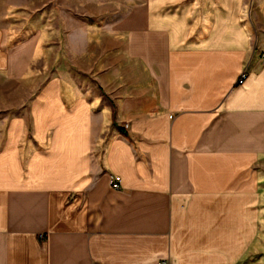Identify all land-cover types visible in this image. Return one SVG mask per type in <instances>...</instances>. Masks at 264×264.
<instances>
[{"label":"crops","instance_id":"1","mask_svg":"<svg viewBox=\"0 0 264 264\" xmlns=\"http://www.w3.org/2000/svg\"><path fill=\"white\" fill-rule=\"evenodd\" d=\"M116 27L108 102L64 72L0 102V264H264V0H126Z\"/></svg>","mask_w":264,"mask_h":264},{"label":"rangeland","instance_id":"2","mask_svg":"<svg viewBox=\"0 0 264 264\" xmlns=\"http://www.w3.org/2000/svg\"><path fill=\"white\" fill-rule=\"evenodd\" d=\"M126 0H0V34L18 77L0 78V102L8 115L25 113L29 99L49 77L71 75L88 96L108 102L101 75L124 65L112 57L111 36ZM107 82H110L109 77Z\"/></svg>","mask_w":264,"mask_h":264},{"label":"built area","instance_id":"3","mask_svg":"<svg viewBox=\"0 0 264 264\" xmlns=\"http://www.w3.org/2000/svg\"><path fill=\"white\" fill-rule=\"evenodd\" d=\"M262 60L264 61V54L262 55ZM245 77V72H242L240 74V77L238 79V82H242V80L244 79ZM124 126L127 127V123H124ZM110 185L112 188H118L119 185H120V177L117 176V175H111L110 176Z\"/></svg>","mask_w":264,"mask_h":264}]
</instances>
